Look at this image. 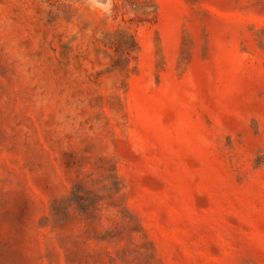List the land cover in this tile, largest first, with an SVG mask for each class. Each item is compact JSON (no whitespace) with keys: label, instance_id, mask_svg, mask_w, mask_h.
I'll list each match as a JSON object with an SVG mask.
<instances>
[{"label":"rangeland","instance_id":"374dc122","mask_svg":"<svg viewBox=\"0 0 264 264\" xmlns=\"http://www.w3.org/2000/svg\"><path fill=\"white\" fill-rule=\"evenodd\" d=\"M0 264H264V0H0Z\"/></svg>","mask_w":264,"mask_h":264}]
</instances>
